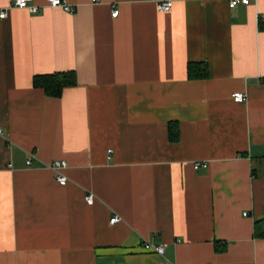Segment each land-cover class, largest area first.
Here are the masks:
<instances>
[{
  "label": "crops",
  "instance_id": "0c3cea01",
  "mask_svg": "<svg viewBox=\"0 0 264 264\" xmlns=\"http://www.w3.org/2000/svg\"><path fill=\"white\" fill-rule=\"evenodd\" d=\"M64 1L0 19V264H264V0Z\"/></svg>",
  "mask_w": 264,
  "mask_h": 264
},
{
  "label": "built area",
  "instance_id": "2783aa9c",
  "mask_svg": "<svg viewBox=\"0 0 264 264\" xmlns=\"http://www.w3.org/2000/svg\"><path fill=\"white\" fill-rule=\"evenodd\" d=\"M154 3L155 9L158 13H167L172 9L173 2L172 1H165V0H149ZM90 2L93 3H99V0H90ZM44 3L48 7L52 8H60L64 13L66 14H73L75 13L76 9L74 6L69 5L66 3L64 0H44ZM249 0H229V7L234 8L237 4H243V5H248ZM11 8H16V9H21V10H28L30 13H38L40 11V7L36 6L35 4L32 3V0H8V7L7 8H0V19H4L7 15V10ZM117 9L115 6H112V12L111 16L113 18L116 17L117 15ZM264 19V15L261 17ZM247 100V95L245 93H242L240 91H236L235 93L232 94V101L233 102H238V103H244ZM3 135V131L0 128V136ZM31 158L30 156L26 162V166L31 165ZM50 171L53 173L55 181L58 182L59 185H65L68 181L66 179V176L63 173V170L66 169V162L64 160L60 161H53L47 166ZM93 200V195H89L85 197L86 203L90 204L91 201ZM246 215V213H244ZM119 218L114 216L113 218L110 219V223H115L118 222ZM264 234V230L262 232ZM143 250L147 252H154L157 253L158 255L163 256L164 255V246L163 245H154L150 244L148 241L143 242Z\"/></svg>",
  "mask_w": 264,
  "mask_h": 264
},
{
  "label": "trees",
  "instance_id": "16d2710c",
  "mask_svg": "<svg viewBox=\"0 0 264 264\" xmlns=\"http://www.w3.org/2000/svg\"><path fill=\"white\" fill-rule=\"evenodd\" d=\"M207 64L191 63L187 67L188 79H206L208 77ZM34 88L41 89L52 98H58L63 93L62 90L76 85L74 71H64L43 76H34L32 80ZM170 141L178 139L177 130L173 124L169 125Z\"/></svg>",
  "mask_w": 264,
  "mask_h": 264
}]
</instances>
